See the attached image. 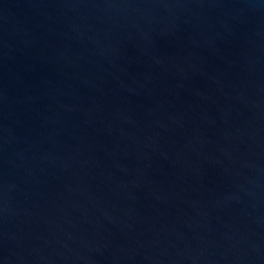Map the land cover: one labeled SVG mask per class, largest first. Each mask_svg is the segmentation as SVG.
<instances>
[{"label": "water", "instance_id": "1", "mask_svg": "<svg viewBox=\"0 0 264 264\" xmlns=\"http://www.w3.org/2000/svg\"><path fill=\"white\" fill-rule=\"evenodd\" d=\"M0 264H264V0H0Z\"/></svg>", "mask_w": 264, "mask_h": 264}]
</instances>
